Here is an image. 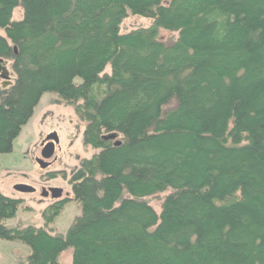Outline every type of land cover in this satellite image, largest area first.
I'll return each instance as SVG.
<instances>
[{"label":"trees","instance_id":"16d2710c","mask_svg":"<svg viewBox=\"0 0 264 264\" xmlns=\"http://www.w3.org/2000/svg\"><path fill=\"white\" fill-rule=\"evenodd\" d=\"M129 13L152 22L121 33ZM0 29V154L46 92L97 150L70 173L64 233L65 199L10 228L20 200L0 192L19 264H264V0H0Z\"/></svg>","mask_w":264,"mask_h":264},{"label":"rangeland","instance_id":"374dc122","mask_svg":"<svg viewBox=\"0 0 264 264\" xmlns=\"http://www.w3.org/2000/svg\"><path fill=\"white\" fill-rule=\"evenodd\" d=\"M21 18L22 8L17 6L13 9L12 20ZM151 22L148 17L129 13L121 21L119 31L125 33L138 27L149 26ZM0 33L3 34V30L0 29ZM171 33L169 30H159V35L163 37ZM3 64L8 69L11 62L6 61ZM108 69L106 68L107 71ZM84 127L85 122L77 117L73 107L60 101L56 93L46 92L41 96L32 116L15 138L11 152L0 154V192L20 200L15 216L4 221L7 227L43 226V210L55 201L42 195L41 186L51 184L63 187L64 192L59 200L66 201L48 227L58 233L67 230L73 218L79 214V206L71 199L70 173L75 166H78L81 159L89 158L97 152L93 147L83 144ZM51 132H56L58 136V146L55 150L57 159L49 164L48 168L41 169L37 163L39 142ZM18 184L31 186L34 191H18L15 189ZM161 196L162 194L160 197L149 199V203L157 211ZM28 253L29 249L26 245L0 239V264H19L20 259L25 258ZM58 261L61 264H71L72 249L67 248L60 253Z\"/></svg>","mask_w":264,"mask_h":264},{"label":"water","instance_id":"95a60500","mask_svg":"<svg viewBox=\"0 0 264 264\" xmlns=\"http://www.w3.org/2000/svg\"><path fill=\"white\" fill-rule=\"evenodd\" d=\"M15 50V48H14ZM118 136L117 133L112 132L109 133L108 135H104V138H108V139H116ZM46 142V143H45ZM58 142V136L56 134V132H51L48 133L44 140L42 141V149H41V153H40V157H38L37 159V163L38 166L43 169L47 166L46 163V159H48L49 157L52 156L53 151H54V145ZM120 141L119 140H115L114 144L115 145H119ZM15 189L21 192H32L34 191V188L28 185H24V184H18L15 186ZM52 192L56 191L57 193L53 194V197L57 198L60 195L61 189L60 188H53L51 189ZM43 195H46L45 191H42Z\"/></svg>","mask_w":264,"mask_h":264},{"label":"flooded vegetation","instance_id":"af4514ba","mask_svg":"<svg viewBox=\"0 0 264 264\" xmlns=\"http://www.w3.org/2000/svg\"><path fill=\"white\" fill-rule=\"evenodd\" d=\"M43 139L44 138H42L41 139V141L39 142V155H37L38 157H40L41 155H40V153H41V149H42V141H43ZM46 143V142H45ZM58 146V142L54 145V151H53V154H52V156L51 157H49L48 159H46L45 161H46V163H47V166L45 167V168H43V169H46V168H48L49 166V164H51L53 161H55L57 158H56V156H55V150H56V147ZM48 181V180H47ZM41 188H42V191H45L46 192V195H43L45 198H48L49 200H52V201H59V199H61V196L63 195V192H64V190L62 189L63 187H61V186H54V185H51V184H48V185H46V186H41ZM53 188H60L61 189V192H60V195L57 197V198H55V197H53V194H55V193H57L56 191H53L52 192V190L51 189H53ZM63 200V199H62Z\"/></svg>","mask_w":264,"mask_h":264}]
</instances>
